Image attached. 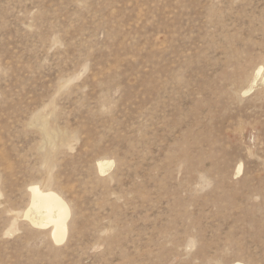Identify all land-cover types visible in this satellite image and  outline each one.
Segmentation results:
<instances>
[{"label":"rangeland","instance_id":"1","mask_svg":"<svg viewBox=\"0 0 264 264\" xmlns=\"http://www.w3.org/2000/svg\"><path fill=\"white\" fill-rule=\"evenodd\" d=\"M259 67L264 0H0V264H264Z\"/></svg>","mask_w":264,"mask_h":264},{"label":"bare ground","instance_id":"2","mask_svg":"<svg viewBox=\"0 0 264 264\" xmlns=\"http://www.w3.org/2000/svg\"><path fill=\"white\" fill-rule=\"evenodd\" d=\"M258 69L256 78L261 77L264 70L262 67ZM262 78L264 81V75ZM256 85L257 82H254L249 91ZM36 122L41 124L40 128L42 131L47 128V124L42 119L37 118ZM113 165L114 163L111 161H100L98 168L101 174H105ZM241 168V166L238 168V173L241 172ZM29 191L30 205L23 215L24 218L30 225L39 230H50V237L54 243L62 244L67 238L69 222L72 216L69 204L55 191L42 189L38 184H31Z\"/></svg>","mask_w":264,"mask_h":264}]
</instances>
